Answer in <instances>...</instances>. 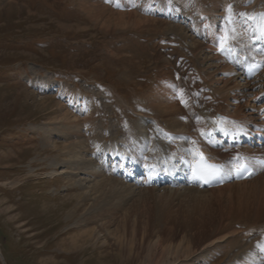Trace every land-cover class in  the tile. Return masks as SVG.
Returning a JSON list of instances; mask_svg holds the SVG:
<instances>
[{
    "label": "bare ground",
    "instance_id": "1",
    "mask_svg": "<svg viewBox=\"0 0 264 264\" xmlns=\"http://www.w3.org/2000/svg\"><path fill=\"white\" fill-rule=\"evenodd\" d=\"M4 1L7 0H0ZM195 3L198 4V0ZM202 3L204 9L194 18L184 13L183 5L177 7L169 0L80 2L81 12L98 30L107 34L134 31L166 36L171 53L187 57L193 71L187 74L190 80L183 86L182 79L173 78L171 61L162 53L153 52L156 74L141 99L153 116L143 115L145 107L133 109L139 119L130 134H121L117 130L107 142L96 120V109L81 94L71 95L68 99L75 116L57 105L56 110L60 113L54 111L44 128L46 146L43 150L46 149L47 156H54L52 159L46 157L44 161L50 163L49 168L66 169L64 174L70 190H80L77 195L65 197L54 212L67 208V216H72L84 201L92 200L103 203L102 210L107 215L120 213L125 221L135 215L134 209L130 211L127 207L128 202L141 194L158 201L182 192L188 197L193 210L176 232L179 238L172 241L167 234L147 241L146 253L139 264H208L239 238L235 224L245 217L264 218L261 215L264 213V171L261 169H258V176L242 182L230 183L226 175L222 186L208 190L171 188L181 183V168L198 156L223 162L226 167L238 154L264 156V149H228L222 144V137L248 134L253 126L264 127L260 115L264 110V69L256 79L244 81L241 72L225 62L221 50L225 37L235 29V39L230 45L250 58L264 60V52L256 54L253 48L257 40L264 43V0H202ZM229 5L231 11H228ZM24 11L22 6L8 0L0 9V15ZM146 15L151 18L144 17ZM109 56L130 63L131 57L125 54V58L117 53ZM125 70L123 78L132 82L130 73ZM188 83L194 86L193 97L184 90ZM117 96L119 103L129 108ZM46 102L50 103V100L42 99L40 105L45 106ZM54 134L65 143L56 144L52 140ZM10 156L7 154L2 159L7 161ZM38 156H42V151ZM117 165L121 168L120 174H117ZM168 168L173 170L174 180L169 185L164 181L165 187L158 189L160 185L152 184L148 177ZM248 201L253 202L254 215L247 212L248 206H242ZM94 206L96 204L91 208ZM88 213L80 222L88 220ZM98 217L102 215L97 214L93 219ZM131 238L134 240V236ZM243 247L246 248L245 244ZM234 264H264V240L251 251H242Z\"/></svg>",
    "mask_w": 264,
    "mask_h": 264
},
{
    "label": "rangeland",
    "instance_id": "2",
    "mask_svg": "<svg viewBox=\"0 0 264 264\" xmlns=\"http://www.w3.org/2000/svg\"><path fill=\"white\" fill-rule=\"evenodd\" d=\"M7 1L0 2V9ZM10 1L25 11L0 15V264H139L147 241L167 234L169 240L179 238L176 232L193 210L188 197L182 192L158 201L141 194L128 202L135 215L125 221L120 213L107 215L103 203L92 200L84 201L72 216H67V208L54 212L65 197L80 190H70L66 169L49 168L44 161L54 158L43 150L44 128L54 111L60 113L57 105L75 116L68 99L81 94L96 109L107 142L117 130L130 134L139 119L133 109L145 107L143 115L153 116L141 102L156 74L153 52L171 61L173 78L182 79L183 86L193 65L187 57L172 54L167 37L157 32L98 30L79 9L83 0ZM169 2L183 5L184 13L194 18L205 7L202 0L199 5L195 0ZM112 53L131 57L130 63L113 59ZM124 70L132 82L123 78ZM190 85L184 90L193 97ZM117 95L129 108L119 103ZM47 98L50 103L41 106ZM52 138L58 145L65 143L58 135ZM7 154L11 156L6 161L2 157ZM92 204L96 206L91 208ZM252 204L242 206L254 215ZM87 212L88 220L80 222ZM97 214L102 217L94 220ZM243 219L234 226L239 238L208 264H234L242 251H251L253 242L259 241L264 218Z\"/></svg>",
    "mask_w": 264,
    "mask_h": 264
},
{
    "label": "snow or ice",
    "instance_id": "3",
    "mask_svg": "<svg viewBox=\"0 0 264 264\" xmlns=\"http://www.w3.org/2000/svg\"><path fill=\"white\" fill-rule=\"evenodd\" d=\"M228 11H231V5H229L228 6ZM241 15H243V14H241ZM235 39V29H232V32H231V34H229L227 37H225V41H224V43H225V45L227 46V45H229L230 44V42L232 41V40H234ZM222 51H224V50H231L230 49V47H226V49L225 48H222L221 49ZM209 168H214V166H208ZM207 182V181H206Z\"/></svg>",
    "mask_w": 264,
    "mask_h": 264
},
{
    "label": "water",
    "instance_id": "4",
    "mask_svg": "<svg viewBox=\"0 0 264 264\" xmlns=\"http://www.w3.org/2000/svg\"><path fill=\"white\" fill-rule=\"evenodd\" d=\"M0 259H2V257L0 256Z\"/></svg>",
    "mask_w": 264,
    "mask_h": 264
}]
</instances>
